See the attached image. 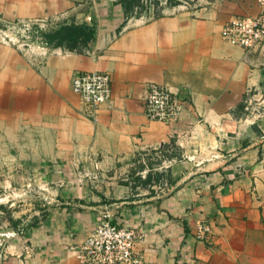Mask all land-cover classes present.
Wrapping results in <instances>:
<instances>
[{"label":"crops","instance_id":"0c3cea01","mask_svg":"<svg viewBox=\"0 0 264 264\" xmlns=\"http://www.w3.org/2000/svg\"><path fill=\"white\" fill-rule=\"evenodd\" d=\"M143 1L0 0L4 19L83 31L48 45L42 75L21 74L19 57L5 73L0 55V191L64 199L5 233L0 264H79L73 247L103 211L135 229L144 264H264V117L246 109L264 94V42L220 34L256 0ZM80 71L110 76L89 116L71 90ZM149 83L183 101L175 120L146 117Z\"/></svg>","mask_w":264,"mask_h":264},{"label":"built area","instance_id":"2783aa9c","mask_svg":"<svg viewBox=\"0 0 264 264\" xmlns=\"http://www.w3.org/2000/svg\"><path fill=\"white\" fill-rule=\"evenodd\" d=\"M155 1L161 6H171L179 10L189 6V0ZM256 3V15L233 16L223 24L220 34L225 41L246 49L264 42V0H256ZM46 26L44 19L6 21L0 18V30L5 33L13 31L15 35L17 32L38 35L37 33L43 31ZM45 47L49 49L47 45ZM71 90L80 98L85 113L89 116L92 109L109 98L110 76L101 71H80L72 78ZM141 105L148 119L169 122L178 117L183 108V101L167 87L149 83ZM246 109L252 119L263 118L264 94L250 100ZM208 230V223L199 221L197 237L203 238ZM136 238L134 228L123 222L113 221L111 215L103 211L94 229L80 245L73 247V251L79 264H144L141 256L134 251Z\"/></svg>","mask_w":264,"mask_h":264},{"label":"rangeland","instance_id":"374dc122","mask_svg":"<svg viewBox=\"0 0 264 264\" xmlns=\"http://www.w3.org/2000/svg\"><path fill=\"white\" fill-rule=\"evenodd\" d=\"M0 18L4 19L1 15ZM39 36L36 33L27 35L21 32L15 35L13 31L5 33L0 30V55L5 73L12 71L13 59L19 57L21 74H27L29 71L34 75H42L36 67L42 65L43 57L49 49L45 47V43ZM26 189V191H0V240L10 228L30 226L34 220L40 219L47 213L50 206L64 202V199L59 196L60 192L49 193L47 189L37 186Z\"/></svg>","mask_w":264,"mask_h":264},{"label":"trees","instance_id":"16d2710c","mask_svg":"<svg viewBox=\"0 0 264 264\" xmlns=\"http://www.w3.org/2000/svg\"><path fill=\"white\" fill-rule=\"evenodd\" d=\"M153 2L156 3L155 0H153ZM37 34H39L41 36V38L43 39V42L46 45H50L51 43L59 42L60 40L66 38V37H70V36L72 37L75 35H82L83 31L78 30V28L75 26H66L63 28L55 29V30L39 31ZM46 215H47V213L43 214L40 219L45 218ZM38 220L39 219L34 220L31 225H34Z\"/></svg>","mask_w":264,"mask_h":264}]
</instances>
